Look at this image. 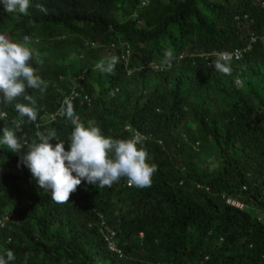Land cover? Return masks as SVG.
I'll list each match as a JSON object with an SVG mask.
<instances>
[{"label":"trees","instance_id":"trees-1","mask_svg":"<svg viewBox=\"0 0 264 264\" xmlns=\"http://www.w3.org/2000/svg\"><path fill=\"white\" fill-rule=\"evenodd\" d=\"M16 13L0 5V34L30 38L29 63L46 86L25 92L36 120L15 110L29 103L20 96L0 104V128L18 125L30 144L47 130L67 142L75 123L116 139L132 138L130 127L150 137L143 146L157 171L144 188L124 177L82 182L60 203L18 167L27 146H0V217L13 215L0 255L13 250L11 264H264V0H31ZM252 37L241 61L217 56ZM75 84L91 102L81 95L56 116ZM102 230L116 232L122 257Z\"/></svg>","mask_w":264,"mask_h":264},{"label":"clouds","instance_id":"clouds-1","mask_svg":"<svg viewBox=\"0 0 264 264\" xmlns=\"http://www.w3.org/2000/svg\"><path fill=\"white\" fill-rule=\"evenodd\" d=\"M30 2L0 0V5L7 13L18 11L27 14ZM29 39L24 36L22 41L14 42L0 34V104H7L23 96L29 103H16L15 110L20 116L34 121V102L25 92L28 88L43 91L41 86L45 82L37 74L38 70L29 63L33 56ZM171 57V51L164 52L165 63H170ZM116 63V58H113L106 66L101 64L100 67L104 72L111 73ZM213 68L222 73L229 72V67L220 62H213ZM66 115L73 117L71 105H68ZM19 132L18 125L15 128H0V146L6 145L12 152L27 146V151L20 155L18 167H26L36 185L50 192L56 202H68L82 182L95 187L97 183L101 188L112 187L124 177L130 186L149 187L157 171V165L149 162V153L139 135L116 139L106 136L100 127L92 123H75L67 142H57L56 131L47 130L38 134L39 142L29 144L18 135ZM15 259L14 251L9 249L6 254L0 255V264H11Z\"/></svg>","mask_w":264,"mask_h":264},{"label":"built area","instance_id":"built-area-1","mask_svg":"<svg viewBox=\"0 0 264 264\" xmlns=\"http://www.w3.org/2000/svg\"><path fill=\"white\" fill-rule=\"evenodd\" d=\"M256 43V38L252 37L251 39V42L250 44L248 45V47L246 48H243V49H237V50H234L232 52H225V53H222V54H217V56L219 57V59L222 61V62H239L241 61L245 54L250 51L252 49V45ZM130 47H126L125 50H127V55L126 56H123V61H126L130 56ZM150 66H152V64H149ZM81 95H85L84 94V90L83 88H80V86H76L70 93V95L68 97H66V99L64 100L63 104H62V107L61 109L59 110V112L57 113L56 116H62V113H63V110L65 108V106L70 102V101H73L75 98L77 97H81ZM84 100L85 102L87 103H90L91 100L90 98L85 95L84 96ZM52 118L54 119L55 116L53 115ZM128 131H131L132 132V137L133 136H136V135H139L142 137V142H147L150 137L146 134H143L139 131H132L130 127L127 128ZM128 186H130L128 184ZM227 204L232 206V207H236L238 209H244V205H242L241 203L239 202H236L234 200H231V199H228L227 200ZM12 218H13V215L12 214H6L4 216H2L0 218V230L1 229H4L11 221H12ZM105 225V224H104ZM103 232V235L105 237V241L108 245V248L109 250L112 252V253H115L117 255H119L120 257L123 256V253L122 251L120 250V248L118 247V244H117V234L115 231H112V230H107V232H105V230H102Z\"/></svg>","mask_w":264,"mask_h":264},{"label":"rangeland","instance_id":"rangeland-1","mask_svg":"<svg viewBox=\"0 0 264 264\" xmlns=\"http://www.w3.org/2000/svg\"><path fill=\"white\" fill-rule=\"evenodd\" d=\"M13 14H15L14 15V17H17L18 16V14L16 13V12H14ZM8 38V37H7ZM9 39V38H8ZM9 40H11V39H9ZM12 41V40H11ZM30 46V45H29ZM32 49H33V47L32 46H30ZM75 86H76V84H75ZM218 162H219V160H218V158H216V157H212L211 159H210V167H211V169L213 168L214 170L215 169H217V165H218ZM262 220H264V219H262Z\"/></svg>","mask_w":264,"mask_h":264}]
</instances>
